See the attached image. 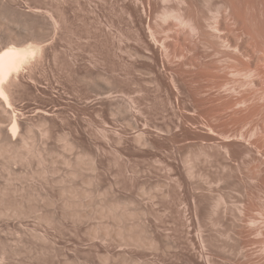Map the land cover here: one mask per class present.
<instances>
[{
  "label": "rangeland",
  "instance_id": "374dc122",
  "mask_svg": "<svg viewBox=\"0 0 264 264\" xmlns=\"http://www.w3.org/2000/svg\"><path fill=\"white\" fill-rule=\"evenodd\" d=\"M145 1L0 0V47L39 44L46 54L32 71L28 68L19 77L15 76L18 80H14L10 92L11 105L0 99V264H256L258 259V264L264 262L261 245L264 241V189H261L264 188V153L260 152L264 146L259 139L264 136L260 133H264V127L261 128L264 58L248 62L226 48L232 42L238 45L234 41L243 36L246 40L252 39L251 34L257 37L255 44L254 39L250 40L251 45L257 42L264 45V36H261L264 35V2L184 0V4L183 0H164L166 4H163L162 0ZM136 6L140 8L138 12ZM164 7L178 11L176 15L192 18L191 23L206 27L205 30L206 21L221 20L218 23L224 25L220 37L223 43L218 38L220 34L215 32L206 36L210 40L208 44L202 40V33L196 37L176 17L165 25L158 16ZM49 14H55L58 27L47 18ZM200 16L209 20L204 21ZM240 18L248 21L241 22ZM201 21L206 24H200ZM213 21L208 23L215 24ZM241 23H249L248 31L243 24L240 27L246 29V35L239 29ZM163 26L172 28L171 40L166 41L170 51L165 47L169 54L161 51V45L157 48L166 36L165 31L162 35ZM236 31L243 36L233 37ZM145 37L152 44L157 43L158 55L144 45ZM241 39V43L245 42ZM250 43L241 45L249 49L253 47ZM217 49L221 51L216 54ZM222 50L224 53L220 54ZM216 58L221 67L219 75H227L221 79L234 81L236 87L231 88V81L221 91L207 87L214 81L205 83V70L200 66ZM192 60H197L199 67H196L197 61L192 66ZM229 62L235 63L234 68ZM247 62L251 66L247 69H253L256 76L253 84L249 82V87L242 88L240 81ZM258 68L263 74L257 72ZM197 77L200 78L197 80ZM204 85L210 92L203 93ZM232 92L251 93L249 101L235 105L233 102L243 93L233 100L236 95ZM211 93L213 98L202 104L213 103L202 108L201 95L207 98ZM197 95L200 99L195 101L193 97ZM228 99L234 104L232 110L229 105L226 106L229 111L226 107L223 110L224 104L230 103ZM253 101L259 109L254 108L257 104ZM217 104L222 107L214 106ZM220 108L226 112L219 114ZM243 114L246 115L243 117ZM15 117L19 120L16 133L10 130ZM224 125H228V131ZM253 125H257L256 130ZM258 125L261 126L258 128ZM241 126H245L244 132ZM245 132L249 135L245 136ZM234 147L237 153L243 154L238 153L236 157ZM249 208L258 215L256 220ZM256 208H262L263 212L260 214ZM254 221L259 224L254 226ZM258 230L262 232L260 235ZM255 238H261L262 242Z\"/></svg>",
  "mask_w": 264,
  "mask_h": 264
},
{
  "label": "bare ground",
  "instance_id": "6f19581e",
  "mask_svg": "<svg viewBox=\"0 0 264 264\" xmlns=\"http://www.w3.org/2000/svg\"><path fill=\"white\" fill-rule=\"evenodd\" d=\"M134 1L137 2V0H134ZM144 1H145V0H143V3H144ZM163 1H164V0H162V2H163ZM165 1H167V0H165ZM188 1H189V0H188ZM206 1H207V0H206ZM261 1H262V0H261ZM145 2H146V1H145ZM147 2H148V0H147ZM147 2H146V3H147ZM149 2L151 3L150 0H149ZM167 2H168V1H167ZM183 2H184V4H185V1H184V0H183ZM263 2H264V0H263ZM263 2H261V3H263ZM143 3H141V4H143ZM146 3H145V4H146ZM154 3H155V1H154ZM191 3H192V2H191ZM225 3H226V2H225ZM134 4L137 5V3H134ZM139 4H140V3H139ZM163 4H166V3L163 2ZM184 4H183V5H184ZM186 4H187V3H186ZM223 4H224V3H223ZM230 4H232V2H230ZM263 4H264V3H263ZM263 4H262V5H263ZM152 5H153V3H152ZM152 5H150V6H152ZM155 5H156V4H155ZM155 5H153V6H155ZM180 5H181V4H180ZM262 5H261V6H262ZM150 6L148 7V5H146V7L149 8V9L151 8ZM222 6H223V5H222ZM146 7H145V8H146ZM186 7H187V6H186ZM188 7H189V6H188ZM232 7H233V6H232ZM133 8H134V6H133ZM133 8H132V10L135 12V9H133ZM136 8H137V6H136ZM138 8H139V7H138ZM138 8H137V12H138ZM142 8H143V7H142ZM142 8H141V9H142ZM139 9H140V8H139ZM152 9H154V7H153ZM152 9H150V10H152ZM176 9H177V8H176ZM181 9H182V7H181ZM189 9H190V8H189ZM231 9H232V8H231ZM150 10H148V11H150ZM178 10H180V9H178ZM191 10H192V9H191ZM191 10H189V11L192 12ZM133 11H131V12H133ZM144 11H145V10H144ZM153 11H154V10H153ZM161 11H162V12H161L160 14H159V12H158V16H159L160 19L164 22L165 25H167V23L169 22V19L173 18V20H174V18L176 17V19H178L177 21H179V23L182 25V27H183L184 25H185V26L187 25L186 27H187V28H190L189 30L192 32V34H196V37H197V34L199 35L200 33H202V34H201V38H202L203 41H207L206 39H207L208 37L206 38V36L210 35L209 33H212V34L214 33V34H215V32L217 33V35L220 34L219 37H218L219 40H220L222 43H223V41H224L223 39H222L223 41L220 39V37L222 38L221 33H222V31L224 30V29L222 30V27H223L224 25H222V26L219 25V23L221 24L222 22H221V20H218L217 18H215V19H217V23H216V22H214L213 20H209V19H208V18H209L208 15H205V16L208 17L206 20H209V21H206V20L203 19V17H205V16H200V17H202V19H203L204 21L207 22V24H206V22L203 21V22H204V23H203V22L201 21L200 24H202V23H203V24H206L205 26H207V30H208V29L210 30V31L208 30V31H209V32H208L207 30H205L206 27H205V29H204V28H203L201 25H199V24H196V25H195V24L191 23V21H192L191 19H192V18H191V19H187L186 17H184V15H176V14H179V12H178V11L175 12L174 9H170V8L164 7V9H162ZM202 11H203V10H202ZM224 11H225V9H224ZM227 11L229 12V10H227ZM260 11H262V10H260ZM47 12H48V11H47ZM49 12H50V11H49ZM61 12H62V11H61ZM128 12H129V11H128ZM137 12H136V13H137ZM139 12H141V11H139ZM146 12H147V11H146ZM177 12H178V13H177ZM180 12H181V11H180ZM190 12H188V13H190ZM221 12L223 13V11H221ZM228 12H227V15H228ZM233 12H234V11H233ZM51 13H52V12H51ZM150 13H151V12H150ZM193 13H194V12H193ZM224 13H225V12H224ZM261 13H263V12H261ZM57 14H58V13H57ZM134 14H135V13H134ZM145 14H146V13H145ZM190 14H191V13H190ZM202 14H203V12H202ZM229 14H230V13H229ZM54 15H55V14H54ZM54 15H53V14H49V17H47V18L52 19V21H53L52 23H54V25L57 26V25H59V23H58V20L55 18ZM130 15H131V14H130ZM148 15H149V13H148ZM215 15H216V14H215ZM136 16H137V15H136ZM141 16H142V14H141ZM185 16H186V15H185ZM221 16H222V15H221ZM221 16H220V17H221ZM223 16L226 17V13H225ZM230 16H231V14H230ZM230 16L228 15L227 17L229 18ZM234 16H235V15H234ZM244 16L246 17V15H244ZM58 17H59V16H58ZM139 17H140V16H139ZM144 17H145V15H144L142 18L144 19ZM159 17H158V18H159ZM192 17H193V16H192ZM195 17H196V16H195ZM195 17H193V18H195ZM213 17H215V16H213ZM231 17H232V16H231ZM231 17H230V20H231ZM196 18H197V17H196ZM205 18H206V17H205ZM223 18H224V17H223ZM228 18H227V19H228ZM58 19H59V18H58ZM60 19H61V17H60ZM138 19H139V18H138ZM143 19H142V21H141V18H140V21L144 23V20H143ZM197 19H198V18H197ZM197 19H196V20H197ZM213 19H214V18H213ZM219 19H220V18H219ZM224 19H225V18H224ZM224 19H222V20H224ZM225 20H226V19H225ZM239 20L241 21L242 18H240ZM140 21H139L138 23H141ZM175 21H176V20H175ZM175 21H174V22H175ZM211 21H213L215 24H213V23H212V24H211V23H208V22H211ZM218 21H220V22L218 23ZM226 21H227V20H226ZM240 21H238V22H239L238 25L240 24ZM245 21H248V20H245ZM245 21H241V22H245ZM174 22H173V23H174ZM193 22H194V21H193ZM61 23H62V22H61ZM177 23H178V22H177ZM177 23H175V25H176ZM197 23H199V22H197ZM223 23H224V22H223ZM203 24H202V25H203ZM242 24H243L244 26H242ZM248 24H249V23H248ZM248 24H247V25H248ZM54 25H53V26H54ZM172 25H174V24H172ZM175 25H174V26H175ZM247 25L244 24V23H241V25L239 26V29H240L241 26L247 28V27H248ZM142 26H143V25H142ZM144 26H145V25H144ZM188 26H190V27H188ZM227 26H228V25H227ZM57 27H58V26H57ZM145 27H146V26H145ZM145 27H144V29H145ZM147 27H149L148 24H147ZM147 27H146V29H148ZM163 27H164V26H163ZM55 28H56V27H55ZM176 28H177V27H176ZM176 28H175V29H176ZM178 28H180L179 24H178ZM225 28L228 29L227 27H225ZM245 28H244V29H245ZM146 29H145V32H147V35H148V30L146 31ZM173 29H174V28H173ZM184 29H185V27H184ZM244 29L242 28V29H240V30L244 31ZM245 30H246V29H245ZM164 31L166 32V33H165L166 36L162 37V44H161V43H160V44H157V43H156L158 46H157L155 43L152 44L150 41H148L150 38L147 40V39H146L147 35H146L145 32H144V36H146V37H145V39H143V40H144L143 43H144V45H145L149 50L153 51L155 54H157V52H158V49H157V48H158L160 45H161V51H162V50H164V51L166 50V48H165V47L167 46V44H166L167 42H166V41L170 38V35H172V33H171L172 28H171L170 26H168V27L166 26V27H164V29H162V32H163L162 35H165V34H164ZM176 31H177V30H176ZM184 31H185V30H184ZM211 31H213V32H211ZM247 31H248V28H247ZM247 31H246V32H247ZM186 32H188L187 29H186ZM186 32H185V34H187ZM244 32H245V31H244ZM244 32H243V33H244ZM246 32H245L243 35H246ZM142 33H143V31H142ZM170 33H171V34H170ZM177 33H178V32H176L175 34H177ZM180 33H181V32H180ZM218 33H219V34H218ZM236 33H237L238 35L236 34V35H234L233 37L238 36V37H236V38H239L240 33L242 34V32H239V33H238V31H236ZM169 34H170V35H169ZM183 34H184V33H183ZM183 34H182V35H183ZM185 34H184V35H185ZM188 34H189V33H188ZM223 34H226V32L224 31ZM150 35H151V33H150ZM153 35H155V37H156V34H153ZM178 35H179V34H178ZM184 35H183V36H184ZM202 35H204L205 37H203ZM217 35H216V36H217ZM243 35H240V36H243ZM252 35H253V36H252ZM144 36H142V37H144ZM151 36H152V35H151ZM186 36H187V35H186ZM190 36H191V34H190ZM194 36H195V35H194ZM216 36H215V37H216ZM261 36H264V35H261ZM152 37L154 38V36H152ZM152 37H151V39H152ZM177 37H178V36H177ZM177 37H176V38H177ZM199 37H200V36H199ZM209 37H211V36H209ZM213 37H214V35H213ZM251 37H252V39L257 38V37H254V34H251ZM259 37H260V36H259ZM147 38H148V37H147ZM157 38H158V37H157ZM157 38H155V39H157ZM160 38H161V37H160ZM182 38H185V36L182 37ZM203 38H204V39H203ZM243 38L245 39V40H243V41H245V42H242V43H244V44L246 43L247 40H249V43H250V40H252L251 38L248 39V37H247V40H246V37H245V36H243L242 39H243ZM261 38H262V37H261ZM179 39H180V38H179ZM189 39H190V38H189ZM215 39H216V38H215ZM239 39H241V38H239ZM239 39H238V41H234V42H238V45H234L235 43L232 42V44H229V45L226 47V48H230V50L232 49V50L230 51V53H231L232 51H233V54H234V52H237L238 54H236V53H235V54L239 56V57L237 56L238 58H241V57H242L244 60H247L248 62H249V61L252 62L253 60L256 61L257 59L260 60L259 58H261V59L264 58V45L262 44V42H261L262 45H261V44L259 45V42H257V43H258L257 45H259V46H257V45H254V46H253V45H251V44H253V42H254V44L256 43V42H255L256 40L254 39V41H253L252 43H250V45L253 46V47H250V48L248 47L249 49H246L247 47H246V48H243V47H242L243 44L239 41ZM242 39H241V41H242ZM259 39H260V38H258L257 41H259ZM157 40H158V39H157ZM170 40H171V38H170ZM174 40H175V39H174ZM187 40H188V39H187ZM191 40H192V39H191ZM263 40H264V39H263ZM159 41H160V40H159ZM159 41H157V42H159ZM172 41H173V40H172ZM198 41H199V39H198ZM198 41H195V43L198 42ZM208 41H210V40L208 39ZM208 41H207V43H208ZM215 41H216V40H214V42H215ZM220 41H219V42H220ZM231 41H232V40H231ZM260 41H261V40H260ZM153 42H156V40L153 39ZM190 42H192V41H190ZM201 42H202V41H201ZM211 42H212V41H211ZM217 42H218V40L216 41V43H217ZM221 42H220V44H222ZM263 42H264V41H263ZM38 43H39V42H38ZM140 43H141V42H140ZM168 43H169V42H168ZM172 43H174V42H172ZM188 43H189V42H188ZM192 43L194 44V42H192ZM192 43H191V44H192ZM203 43H204V42H203ZM230 43H231V42H230ZM240 43H241L242 45H241ZM249 43H248V42L246 43L247 46L249 45ZM27 44H28V43H27ZM104 44H105V43H104ZM208 44H210V43H208ZM208 44H207V45H208ZM218 44H219V43H218ZM246 44H245V45H246ZM36 45H37V44H36ZM36 45H34V44H33V45L30 44V45H26V46H19V45H17V44H6V45H4V47H2V48L0 47V48H1V49H0V99L3 100V101H5V102L7 103L8 106L12 104V102L10 101V97H11V96H10V92H11V89H12V85H14V83L16 82V80H18V78H16L15 76H18V77H19V74H21V73H23V72L25 73V70H28V68H29L28 71H30L31 68H33L35 64H38V60L40 61L41 58L43 57V56H42V55L44 54V53H43L44 50H42L43 48H41V47L39 46V44H38V46H36ZM40 45H41V44H40ZM189 45H190V44H189ZM189 45H188V46H189ZM198 45H199V44H198ZM200 45H203V44L200 43ZM207 45H206V47H207ZM215 45H216V44H215ZM226 45H227V44H225V46H226ZM240 45H241V46H240ZM156 46H157V48H156ZM213 46H214V45H213ZM213 46H212V47H213ZM220 46H221V45H220ZM222 46H223V45H222ZM243 46H244V45H243ZM146 47H145V50H146ZM191 47H192V46H191ZM193 47H194V45H193ZM212 47H211V48H212ZM217 47H218V46H217ZM244 47H245V46H244ZM44 48H46V47H44ZM155 48H156L157 50H156ZM188 48H189V47H188ZM199 48H200V50H201L202 47L199 46ZM213 48L215 49V47H213ZM223 48H224V47H223ZM106 49H107V48H106ZM167 49H168V46H167ZM169 49H171V48H169ZM169 49H168V50H169ZM214 49H213V50H214ZM45 50H46V49H45ZM159 50H160V49H159ZM174 50H175V49H174ZM194 50H195V49H194ZM196 50H197V48H196ZM211 50H212V49H211ZM227 50H228V49H227ZM46 51H47V50H46ZM169 51H170V50H169ZM169 51L166 50V52H168V54H169ZM184 51H185V50H184ZM186 51H187V50H186ZM188 51H189V50H188ZM218 51H219V49L215 50L216 54L218 53ZM220 51H221V50H220ZM220 51H219V52H220ZM222 51H223V52H221L220 54L224 53V50H222ZM225 51H226V50H225ZM159 52H160V51H159ZM175 52H176V51H175ZM177 52H178V51H177ZM193 52H194V51H193ZM215 52H214V53H215ZM45 53H46V52H45ZM149 53H150V52H149ZM205 53H207V52L205 51ZM209 53H211V51H210ZM209 53L207 54V56H209ZM36 54H37V56H38L37 59H35V57H36L35 55H36ZM159 54H161V52H160ZM168 54L166 53L167 56H168ZM180 54H181V53H180ZM180 54H179V55H180ZM186 54H187V53H185V54L183 53V55L187 56ZM188 54H190V53H188ZM225 54H226V52H225ZM44 55H46V54H44ZM151 55H152V54H151ZM157 55H158V54H157ZM157 55H156V56H157ZM162 55H163V54H162ZM171 55H172V53H171ZM171 55H170L169 57H171ZM179 55H178V56H179ZM183 55H182V56H183ZM192 55H193V54H192ZM211 55H213V53H212ZM211 55H210V56H211ZM214 55H215V54H214ZM214 55H213V56H214ZM229 55H230V54H229ZM260 55H262V56L260 57ZM156 56H155V57H156ZM174 56H175V55H174ZM185 56H183V59H184ZM204 56H205V55H204ZM207 56H206V57H207ZM216 56H217V55H215V57H216ZM218 56H219V55H218ZM220 56H221V55H220ZM220 56H219V57H220ZM223 56H224V55H223ZM240 56H241V57H240ZM158 57H159V56H158ZM163 57L165 58V55H164ZM169 57H168V58H169ZM176 57H177V56H176ZM176 57H175V58H176ZM189 57L192 58V56H189ZM197 57H198V56H197ZM191 58H188V59L191 60ZM193 58L195 59V56H193ZM210 58H211V57H210ZM210 58H209V59H210ZM220 58H221V57H220ZM222 58H223V57H222ZM229 58H230V57H229ZM234 58H235V57H234ZM242 58H241V59H242ZM154 59H155V58H154ZM204 59H205V57H204ZM216 59H217V60H216ZM216 59H215V60H212V61L209 62V63L207 62L208 64H207V63H206V64L204 63L205 66H204V64H203V66H204L206 69H204L203 66H200V67H202V69L205 70V72H204L205 75H206L205 78L207 79V82H206V80H205V83H208L209 81H214V84H211V85L208 84L209 86H207V85H206V86L212 88V90H213V87H216V89H217V88H220V91H221V90L224 89L223 87H225V88H226V86L228 87V83H229L231 80H230V81H228V80H222L223 77L225 78V77H227V75L224 74L225 76L223 75V77L221 76V74L219 75V73H220L219 71L221 70V67L218 65V63H219L218 59H219V58H216ZM223 59H224V58H223ZM231 59H233V57H231ZM241 59H240V60H241ZM255 59H256V60H255ZM156 60H157V59H156ZM163 60H164V59H163ZM166 60H167V59H166ZM197 60H198V59H197ZM197 60H196V61H197ZM229 60H230V59H229ZM237 60H238V59H237ZM263 60H264V59H263ZM41 61H42V60H41ZM172 61H173V60H172ZM181 61H182V60H181ZM192 61L194 62L195 60H192ZM196 61H195V62H196ZM208 61H209V60H208ZM227 61H228V60H227ZM232 61L235 62V59L232 60ZM242 61H243V60H242ZM161 62H162V61H161ZM168 62H169V61H168ZM187 62H188V61H187ZM195 62H194L193 64H192V62H191L192 66L195 64ZM197 62H198V61H197ZM197 62H196V63H197ZM223 62H224V61H223ZM237 62H239V61H237ZM248 62H247V63H248ZM180 63H181V62H180ZM189 63H190V62H189ZM189 63H188V64H189ZM200 63H201V62H200ZM227 63H228V62H227ZM230 63H231V62H229V65H231V67H232L233 65H235L236 62H235L234 64H233V63L230 64ZM253 63H254V62H253ZM260 63H261V62H260ZM184 64H185V63H184ZM184 64H183V65H184ZM191 64H190V65H191ZM224 64H225V63H224ZM254 64H255V63H254ZM263 64H264V62H263ZM200 65H202V64H200ZM226 65H227V64H226ZM261 65H262V63H261ZM261 65H260V66H261ZM36 66H37V65H36ZM36 66H35V67H36ZM169 66H170V65H169ZM180 66H181V65H179L178 67H180ZM188 66H189V65H188ZM224 66H225V65H224ZM224 66H223V67H224ZM248 66H250L249 63H248V65H247L246 69L248 68ZM35 67H34V68H35ZM162 67H163V66H162ZM196 67H199V62H198V66H196ZM219 67H220V68H219ZM227 67H228V65H227ZM231 67H229V68H231ZM250 67H251V66H250ZM253 67H254V65H253ZM253 67H252V68H253ZM255 67H256V66H255ZM258 67H259V65H258ZM167 68H168V67H167ZM181 68H184V66H183V67L181 66ZM185 68H186V67H185ZM185 68H184V69H185ZM191 68H192V67H191ZM232 68H234V66H233ZM171 69H172V67H171ZM173 69H174V68H173ZM197 69H198V71L200 70L199 68H197ZM218 69H220V70H218ZM227 69H228V68H227ZM227 69H226V70H227ZM246 69H245V70H246ZM179 70H180V69H179ZM187 70H188V69H185V71H187ZM191 70H192V69H191ZM191 70H190V72H192ZM231 70H232V69H231ZM31 71H32V70H31ZM180 71H181V70H180ZM182 71H183V70H182ZM195 71H196V69H195ZM198 71H197V73L194 72V71H193V72L196 73V74H199V75H200V73L202 74V72H203V71H202V72L199 71V72H200V73H199ZM243 71H244V70H243ZM188 72H189V71H188ZM222 72H223V71H222ZM229 72H230V71H229ZM257 72H258V73L261 72L260 75L263 74V71H260L259 68H258ZM182 73H183V72H182ZM184 73H185V72H184ZM225 73H227V71H226ZM243 73H244V72H242L241 74H243ZM177 74H179V73H177ZM186 74H189V73L186 72ZM191 74H193V73H191ZM191 74H190V75H191ZM227 74H228V73H227ZM183 75H184V74H183ZM202 75H204V74H202ZM202 75H201L200 77H202ZM205 75H204V76H205ZM258 75H259V74H258ZM175 76H177V75L175 74ZM178 76H179V75H178ZM181 76H182V75H181ZM193 76H194V75H193ZM193 76H192V77H193ZM204 76H203L202 78L197 77V80H198L199 78H200V80H203ZM254 76H256V75L254 74L253 69H251V70H250V68L247 69V70L245 71V73H244V78H243V80L240 81V85H241V87L244 88L243 86H245V85H246L247 87H249V86H250V85H249V84H250L249 82H251V83L253 84ZM263 76H264V74H263L261 77H263ZM14 77H15V79H14ZM170 77H171V76H170ZM170 77H169V78H170ZM188 77H189V75H188ZM192 77H191V78H192ZM257 77H258V76H257ZM22 78H23V77H22ZM221 78H222V79H221ZM236 78H237V77H236ZM255 78H256V77H255ZM263 78H264V77H263ZM263 78H262V79H263ZM19 79H20V78H19ZM174 79H175V78H174ZM186 79H187V78H186ZM239 79H240V78H239ZM257 79H258V78H257ZM14 80H15V82H14ZM184 80H185V79H184ZM188 80H189V79H188ZM195 80H196V79H195ZM197 80H196V81H197ZM200 80H199V82H200ZM208 80H209V81H208ZM234 80H235V79H234ZM258 80H260V79H258ZM263 80H264V79H263ZM19 81H20V80H19ZM19 81H18V82H19ZM192 81H193V79H192ZM192 81H191V82H192ZM196 81H195V82H196ZM189 82H190V81H189ZM201 82H202V81H201ZM231 82H232V81H231ZM233 82H234V81H233ZM233 82L231 83L232 87L229 85L231 88H234V87L237 86V85H236V86H233ZM237 82H238V81H237ZM237 82H236V83H237ZM261 82H262V81H261ZM174 83H175V82H174ZM183 83H184V82H183ZM193 83H194V82H193ZM197 83H198V82H197ZM202 83H203V82H202ZM210 83H211V82H210ZM212 83H213V82H212ZM248 83H249V84H248ZM254 83H255V81H254ZM257 83H258V82H257ZM259 83H260V82H259ZM175 84H176V83H175ZM177 84H178V83H177ZM195 84H196V83H195ZM195 84H193V87H194ZM247 84H248V85H247ZM15 85L17 86L18 84L16 83ZM190 85H191V84H190ZM196 85H197V84H196ZM198 85H199V83H198ZM202 85H203V84H202ZM254 85H255V84H254ZM180 86H181V85H180ZM206 86L204 85V89L201 88V86L199 87V88H201V89L204 90V92H203V90H202L203 93H206L205 91H207V92L209 91V89H208V90L205 89ZM262 86H263V84H262ZM181 87H182V86H181ZM187 87H188V86H187ZM197 87H198V86H197ZM197 87H196V88H197ZM230 87H229V88H230ZM257 87H258V86H257ZM14 88H15V87H14ZM182 88H183V87H182ZM191 88H192V87H191ZM199 88H198V90H200ZM255 88H256V87H255ZM255 88H254V90H255ZM189 89H190V88H189ZM193 89H194V88H193ZM193 89H192V90H193ZM216 89H214V90H216ZM245 89H246V88H245ZM245 89H244V90H245ZM257 89H258V88H257ZM257 89H256V90H257ZM259 89H260V88H259ZM228 90H229V89H227V91H228ZM233 90L235 91V89H233ZM233 90L230 89V92L233 91ZM186 91H187V90H186ZM196 91H197V89H196ZM234 91H233V92H234ZM246 91H247V90H246ZM183 92H184V91H183ZM189 92H190V91H189ZM189 92H188V93H189ZM209 92H210V91H209ZM212 92H213V91H212ZM233 92H232V94H235V93H233ZM236 92H237V91H236ZM249 92H250V91H249ZM195 93H198V92H195ZM199 93H201V92H199ZM239 93H240V92H239ZM239 93H238L237 95L235 94L236 96H233V95L230 94L231 96H230L229 98H231V97L233 96V100H234V97H235V98L239 97L243 92H241L240 94H239ZM247 93H248V92H247ZM263 93H264V92H263ZM186 94H187V93H186ZM190 94H191V93H190ZM193 94H194V92H193ZM250 94H251V93H250ZM250 94H249V93L246 94V93L244 92V93H243L238 99H236L235 102H233V101H232V102H233L235 105H245V104L249 101V96H248V95H250ZM255 94H256V93H255ZM255 94H254V95H255ZM260 94H261V93H260ZM260 94H259V95H260ZM194 95H196V94H194ZM200 95H201V94H199V96H200ZM203 95H204V94H203ZM211 95H212V93L209 94L210 97H207V98H204V97L201 95V97H202L203 99H202V98H201V99L198 98V95H197L196 97H193V96H192V97H193L194 99H195V98L200 99V100H199V103L201 102V104H202V103L205 104V103L208 101V99L211 100V99L213 98V95H212V97H211ZM254 95H253V96H254ZM106 96H107V95H106ZM207 96H208V95H207ZM255 96H256V95H255ZM263 96H264V94H263L261 97L263 98ZM108 97H109V95H108ZM214 97H215V96H214ZM251 97H252V96H251ZM257 97H258V95H257ZM190 98H191V97H190ZM252 98H254V97H252ZM198 99H195V101H196V100L198 101ZM214 99L217 100V98H214ZM255 99H256V98H255ZM255 99H254V100H255ZM186 100H187V99H186ZM228 100H230V99H228ZM212 101H213V100H212ZM219 101H220V100H219ZM255 101H256V100H255ZM5 102H4V103H5ZM188 102L190 103L189 100H188ZM208 102H209V101H208ZM225 102H227V101H225ZM253 102H254V101H253ZM253 102H252L250 105H252V104L255 103V102H254V103H253ZM256 102H257V101H256ZM183 103H185V102H183ZM194 103H195V102H194ZM212 103H213V102H212ZM212 103H211V104H212ZM221 103H222V105L224 104L223 102H221ZM196 104H198V103H196ZM201 104L199 105V107L201 106ZM203 104H202V105H203ZM209 104H210V103H208V104H206V105H209ZM211 104H210V105H211ZM230 104H232V103H231V100H230V103H229V104H227V105L224 104V105H225V106L223 105V106H224V107H223L224 109H223V108H220L221 110L219 109L218 113L220 114V111H221V112H223L222 114H224L226 111L224 112V111H222V109L225 110V107L228 106V105H229V110H230V109L232 110V106H233L234 104H232V105H230ZM256 104H257V103H255V105H256ZM192 105H193V104H192ZM194 105H195V104H194ZM206 105H205V106L203 105V107H202V106H201V107H202V108H208V107H206ZM217 105H218V104H217ZM217 105H214V106H216L217 108H219V106H221V104H219L218 106H217ZM8 106H7V107H8ZM247 106L249 107L248 109L251 110L252 107L250 108L249 104H248ZM253 106H254V105H253ZM7 107H6V108H7ZM184 107H185V106H184ZM190 107H193V106L190 105ZM221 107H222V106H221ZM240 107H241V106H240ZM243 107H244V106H243ZM243 107H242V110H244ZM256 107L259 109L260 106L257 104L254 108H256ZM227 108H228V107H226V109H227ZM254 108H253V111L256 110V111H254V112H255V113L258 112V109H254ZM7 109H8V108H7ZM9 109H11V108H9ZM187 109H188V108H187ZM229 110L227 109V111H229ZM240 110H241V109H240ZM260 110H261V109H260ZM260 110H259V111H260ZM6 111H7V110H6ZM251 111H252V110H251ZM230 112H231V111H230ZM241 112H242V111H241ZM243 112H244V111H243ZM254 112H253V113H254ZM211 113H212V111H211ZM216 113H217V112H216ZM218 113H217V114H218ZM228 113H229V112H228ZM255 113H254V114H255ZM213 114H214V113H213ZM213 114H211L212 117L215 116V115H213ZM217 114H216V115H217ZM222 114H221V115H222ZM246 114H247V112H246ZM246 114H243V117H244V115H246ZM250 114H252V113H250ZM250 114H249V115H250ZM254 114H253V115H254ZM261 114H262V113H261ZM208 115H209V114H208ZM208 115H207V116H208ZM225 115H226V114H225ZM225 115H224V117H225ZM236 115H237V114H236ZM239 115H240V114H239ZM241 115H242V114H241ZM263 115H264V114H263ZM15 116H16V115H15ZM227 116H228V115H227ZM227 116H226V117H227ZM260 116H261V115H260ZM177 117H178V116H177ZM179 117H180V116H179ZM181 117H182V112H181ZM181 117H180V118H181ZM205 117H206V116H205ZM208 117H209V116H208ZM220 117H221V116H219L218 118H220ZM240 117H241V116H240ZM240 117H239V118H240ZM243 117H242V118H243ZM248 117H250V116H248ZM248 117H247V118H248ZM256 117H257V116H256ZM214 118H215V117H214ZM242 118H241V119H242ZM251 118H253V117L251 116ZM181 119H182V118H181ZM205 119H206V118H205ZM222 119H223V120H226V121H229V120H227V118H225V119L222 118ZM237 119H238V117H237ZM245 119H246V117H245ZM263 119H264V118H263ZM187 120H188V119H187ZM187 120H186V121H187ZM194 120H195V119H194ZM199 120H200V119H199ZM206 120H207V119H206ZM261 120H262V119H261ZM9 121H10V120H9ZM18 121H19V120H18ZM18 121H17V118L15 117V118L13 119V122H12L11 127H10V130H11L12 132H14V133H16V131H17V129H18ZM195 121H196V120H195ZM197 121H198V120H197ZM197 121H196V122H197ZM210 121H211V120H210ZM216 121H217V120H216ZM218 121H219V119H218ZM230 121H231V120H230ZM236 121H237V120H235V122H236ZM242 121H243V120H242ZM256 121H257V120H256ZM208 122H209V121H208ZM257 122H258V121H257ZM257 122H256V123H257ZM260 122H261V121H260ZM260 122H259V123H260ZM262 122H263V121H262ZM182 123H183V122H182ZM212 123H213V121H212ZM217 123H218V122H217ZM223 123H225V122L223 121ZM223 123H222V124H223ZM210 124H211V123H210ZM210 124H209V125H210ZM222 124H221V125H222ZM225 124H227V122H226ZM231 124H232V121H231ZM231 124H230V125H231ZM237 124H238V122H237ZM254 124H255V123H254ZM257 124H258V123H257ZM260 124H261V123H260ZM195 125H196V124H195ZM211 125H214V124H211ZM211 125H210V126H211ZM190 126H191V125H190ZM224 126L226 127V126H228V125H224ZM235 126H236V125H235ZM253 126H254V125H253ZM256 126H257V125H256ZM256 126H254V127H255L254 129H255V130H256ZM259 126H261V125H258V128H259ZM191 127H192V126H191ZM213 127H215V126H213ZM220 127H223V125L220 126ZM230 127H231V126H230ZM241 127H242V126H241ZM243 127H245V126H243ZM243 127L240 128V129H242V131H243ZM247 127H248V125H247ZM247 127H246V128H247ZM263 127H264V123H263V126H262L261 128H263ZM204 128H205V127H204ZM226 128H227V130H226V129H225V130L228 131V130H229L228 127H226ZM233 128H234V127H233ZM233 128H232V129H233ZM237 128H238V127H237ZM220 129H221V128H220ZM222 129H223V128H222ZM232 129L230 128V130H232ZM240 129H239V130H240ZM249 129H250V128H249ZM252 129H253V127L251 128V131H252ZM10 130H9V131H10ZM191 130H192V129H191ZM206 130H207V129H206ZM213 130H215V129H213ZM218 130H219V129H218ZM223 130H224V129H223ZM244 130H246V129H244ZM255 130H253V131H255ZM257 130L260 131L261 129H257ZM192 131H193V130H192ZM240 131H241V130H240ZM247 131L250 132L249 130H247ZM17 132H18V131H17ZM199 132H200V131H199ZM218 132H219V131H218ZM229 132H231V131H229ZM229 132H226V133L229 134ZM234 132H236V130H234ZM234 132H233V133L231 132V133L235 135ZM237 132L239 133L238 130H237ZM237 132H236V133H237ZM243 132H244V131H243ZM243 132H242V133H243ZM257 132H258V131H257ZM257 132L255 131V133H257ZM201 133H202V132H201ZM216 133H217V132H216ZM226 133H225V135H226ZM245 133H246V134H245ZM245 133H244V135L246 136V135H247V132H245ZM250 133H251V132H250ZM255 133L252 132L251 137H253V135H254ZM260 133L264 134L262 131H261ZM260 133H259V135H260ZM194 134H195V133H194ZM202 134H203V133H202ZM219 134H220V133H219ZM222 134H223V133H222ZM222 134H221V135H222ZM228 134H227V135H228ZM200 135H201V134H200ZM206 135H207V134H206ZM225 135H222V136H225ZM229 135H230V134H229ZM248 135H249V134H248ZM248 135H247V136H248ZM193 136H194V135H193ZM213 136H214V135H213ZM235 136H236V135H235ZM245 136H243V137L245 138ZM194 137H195V136H194ZM200 137H201V136H200ZM203 137H204V136H203ZM226 137H227V136H226ZM228 137H230V136H228ZM233 137H234V136H233ZM233 137H232V138H233ZM241 137H242V136H241ZM243 137H242V139L244 140ZM259 137H260V136H259ZM263 137H264V136L262 135L259 139H262V141H264ZM196 138H198V136H197ZM196 138H195V139H196ZM207 138H208V137H207ZM214 138H216V136H215ZM234 138H235V137H234ZM221 139H222V138H221ZM237 139H241V138L238 136ZM237 139H236V141H237ZM245 139L248 140V138H245ZM253 139H254V138H253ZM217 140H218V139H217ZM222 140H223V139H222ZM196 141H197V140H196ZM241 141H242V140H241ZM241 141H239V143H240ZM249 141H250V139H249ZM249 141H248V142H249ZM252 141H253V140H252ZM262 141L260 140L261 143H260V142H259V143H260L262 146H264V145L262 144ZM221 142H222V141H220V144H221ZM223 142H226V141L224 140ZM230 142H231V141H230ZM232 142H233V141H232ZM254 142H255V141H254ZM228 143H229V142H228ZM233 143H234V142H233ZM235 143H237V142H235ZM241 143H242V142H241ZM241 143H240V144H241ZM244 143H245V142H244ZM250 143H252V142L250 141ZM216 144H217V143H216ZM223 144H224V143H223ZM226 144H227V143H226ZM226 144H225V145H226ZM237 144H238V143H237ZM240 144H238V146H239ZM247 144H248V143H247ZM252 144H254V143H252ZM227 145H228V144H227ZM231 145H233V144L231 143ZM231 145H230V146H231ZM245 145H246V144H245ZM249 145H250V144H248L247 146H249ZM254 145H255V144H254ZM221 146H222V145H221ZM230 146H229V147H230ZM234 146H235V145H234ZM255 146H257V145H255ZM258 146H260V145H258ZM224 147L226 148V146H224ZM244 147H245V146H244ZM251 147H252V146H250V148H251ZM218 148H219V146H218ZM252 148H253V147H252ZM226 149H227V148H226ZM234 149H235V147H234ZM254 149H255V148H254ZM262 149H264V147H263ZM227 150H228V149H227ZM227 150H226V151H227ZM230 150H231V149H230ZM236 150H238V149H235V152L232 151V152L234 153V155H236L235 153H237ZM248 150H249V149H248ZM226 151H225V154H226ZM241 151H242V150H241ZM261 151H263V153H264V150H260V152H261ZM228 152H229V151H228ZM246 152H248V151L246 150ZM233 153H232V154H233ZM238 153H240V152H238ZM238 153H237V154H238ZM244 153H245V150H244ZM263 153H262V154H263ZM240 154H241V153H240ZM242 154H243V153H242ZM242 154H241V155H242ZM256 154H257V152H256ZM263 155H264V154H263ZM238 156H239V154H238L236 157H238ZM258 157H260V155H259ZM262 158H263V156H262ZM234 159H235V158H234ZM256 160H257V158H256ZM261 160H263V159H261ZM259 161H260V160H259ZM257 173H258V172H257ZM261 173H262V171H261ZM259 178H260V177H259ZM262 181H263V180H262ZM258 184H260V183H258ZM262 184L264 185L263 182H262ZM261 186H262V185H261ZM258 188H259V187H258ZM258 188H257V189H258ZM255 189H256V188H255ZM257 189H256V191H258L260 188H259L258 190H257ZM261 189H262V191H263L264 188L261 187ZM261 189H260V190H261ZM262 191H261V192H262ZM255 194H257V193H255ZM251 196H253V194H252ZM256 196H257V195H256ZM247 198H248V197H246V200H247ZM249 198H251V197H249ZM253 198H254V197H253ZM255 198H256V197H255ZM263 198H264V197H263ZM250 200H251V199H250ZM252 200H253V199H252ZM244 201H245V200H244ZM253 201L255 202L256 199L253 200ZM258 201H260V200H258ZM246 202H247V201H246ZM262 202H264V201H262ZM244 203H245V202H244ZM252 203H253V202H252ZM249 204H250V203H249ZM258 204H259V203H258ZM245 205H247V203H246ZM256 205H257V203H256ZM262 205H263V204H262ZM243 206H244V205H243ZM243 206H242V208H243ZM248 206H249V205H248ZM248 206H247V208H248ZM244 207H245V206H244ZM250 207H251V205H250ZM254 207H255V206H254ZM257 207H262V206H257ZM243 209H244V208H243ZM245 209H246V208H245ZM256 209H259V208H256ZM261 209H262V208H261ZM261 209H259V210H260V211H259L260 214H261V212H263L262 210L264 209V207H263L262 210H261ZM240 210H241V209H240ZM248 210H250V208H249ZM248 210H247L246 212H248ZM250 211H252V214H253V210H250ZM255 211H256V210H255ZM244 212H245V211H244ZM257 213H258V212H257ZM247 214H248V213H247ZM247 214H246V215H247ZM252 214H251V215H252ZM246 215H245V217H246ZM251 215H247V216L249 217V216H251ZM253 215H254V218H255V220H256V218H257L258 215L255 216V215H256L255 213H254ZM259 216H261V215H259ZM262 216H264V214H262ZM241 217H242V216H241ZM261 218H262V217H261ZM247 219H248V218H247ZM258 220H259V217H258ZM258 220H257V221H258ZM260 220H262V219H260ZM244 221H245V220H244ZM252 221H253V219H252ZM257 221H256V222L254 221V226H257V224H259V222H257ZM262 221H263V220H262ZM262 221H260V222H262ZM245 222H246V221H245ZM247 222H248V220H247ZM256 223H257V224H256ZM262 223H263V222H262ZM244 225H245V224H244ZM245 226H246V225H245ZM251 226H253V223L251 224ZM260 226H261V225H260ZM252 228H253V227H252ZM246 229H247V228H245V230H246ZM254 229H255V228H254ZM254 229H253V230H254ZM257 229H258V227H257ZM261 229H262V228H261ZM253 230H252V231H253ZM263 230H264V229H263ZM249 231H250V229H249ZM239 232H240V231H239ZM245 232H246V231H245ZM245 232H244V234H245ZM253 232H255V230H254ZM259 232H260V231L258 230V234L260 235V233H262V232H260V233H259ZM250 233L252 234V232H250ZM255 233H256V232H255ZM263 233H264V231H263ZM251 234H250V235H251ZM258 234H257V235H258ZM250 235H249V236H250ZM252 235H254V233H253ZM259 235H258V236H259ZM261 235H262V234H261ZM247 236H248V235H247ZM247 236L245 235V237H247ZM249 236H248V237H249ZM240 237H242V236H240ZM250 237H251V236H250ZM250 237H249V238H250ZM260 237H261V236H260ZM242 238H244V237H242ZM261 238H262V237H261ZM261 238H258V239L255 238V239H257V240H259V239H260V240L264 239V238H262V239H261ZM247 239H248V238H247ZM251 239H252V238H251ZM260 240H259V241H260ZM245 241H246V238H245ZM245 241H243V242H245ZM247 241H248V240H247ZM251 241H252V240H251ZM253 241H254V240H253ZM253 241H252V242H253ZM257 242H258V241H257ZM260 242H262V241H260ZM253 244H254V243H253ZM256 244H257V243H256ZM244 245H245V244H244ZM246 245H247V244H246ZM248 245H249V244H248ZM261 245H262V247H263V248H262L263 250H262V249H261V250L264 251V241H263V243H262ZM249 246H251V245H249ZM257 246H259V245L257 244ZM253 247H254V246H253ZM244 249H245V248H244ZM256 250H257V249H256ZM256 250H255V251H256ZM258 250H259V248H258ZM256 253H257V252H256ZM258 253H259V252H258ZM262 253H263V252H262ZM262 253H261V254H262ZM253 254H254V253H253ZM247 255H248V254H247ZM255 255H256V254H255ZM255 255H254V256H255ZM248 256H250V255H248ZM262 256H263V255H262ZM262 256H261V257H262ZM256 257H258V256H256ZM243 258H244V257H243ZM252 258H253V256H252ZM258 258H260V256H259ZM258 258H255V260L258 259ZM263 258H264V257H263ZM248 259H249V258H248ZM250 259H251V258H250ZM258 260H259V261H258ZM258 260H257V261L260 262V259H258ZM257 261H256V264H258ZM263 261H264V260H263ZM250 262H254V261L251 260ZM241 263H242V262H241ZM246 263H247V262H246ZM262 263L264 264V262H261V264H262ZM247 264H248V263H247ZM253 264H255V262H254Z\"/></svg>",
  "mask_w": 264,
  "mask_h": 264
}]
</instances>
